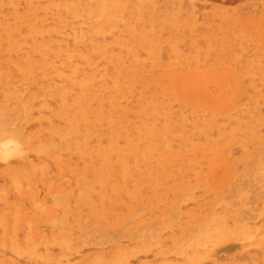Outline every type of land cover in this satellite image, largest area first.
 Returning a JSON list of instances; mask_svg holds the SVG:
<instances>
[{
	"label": "rangeland",
	"instance_id": "374dc122",
	"mask_svg": "<svg viewBox=\"0 0 264 264\" xmlns=\"http://www.w3.org/2000/svg\"><path fill=\"white\" fill-rule=\"evenodd\" d=\"M0 264H264V0H0Z\"/></svg>",
	"mask_w": 264,
	"mask_h": 264
}]
</instances>
